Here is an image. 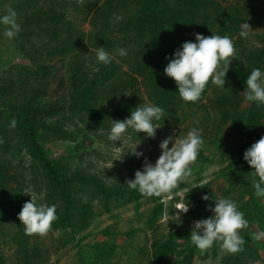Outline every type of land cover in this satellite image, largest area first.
<instances>
[{
  "label": "rangeland",
  "instance_id": "374dc122",
  "mask_svg": "<svg viewBox=\"0 0 264 264\" xmlns=\"http://www.w3.org/2000/svg\"><path fill=\"white\" fill-rule=\"evenodd\" d=\"M215 1L222 10L220 30L233 38L236 49L230 67L249 62L247 54L264 48V0ZM147 2L0 0V15L8 8L14 9L22 28L11 41L0 37V110L21 109L33 114L37 112L34 109L44 111L36 119L37 123L44 121L39 127L40 141L49 150V157L58 161L63 175L79 171L95 175L109 186L126 184L144 162V157H135L128 148H134L139 140L137 150L154 163L160 154L158 145L167 136L183 135L192 127H199L203 129L204 138L197 160L189 165L191 176L171 193L161 195L164 209L154 224L149 222L154 207L151 197L143 196L138 202L122 198L106 202L94 179L88 182L75 179L73 195L91 206L93 212L89 225L72 230L52 224L46 235H28L19 219L5 216L3 212L0 264H82L83 259L90 261L96 257L98 247L110 251L100 264H187L186 252L182 249L191 242L194 221L212 215L206 205H214V200H202L204 194L233 199L248 220V226L240 233L244 241L245 235L250 240L244 250L235 254L225 252L218 243L205 252L196 248L193 264H221L230 257L238 258L236 264H264V238L259 241L252 238L253 233L264 230V216L255 205L259 202L264 210V198L251 193V186L258 178L247 162L240 160L243 157L238 153L240 145L247 140L236 134L231 118L223 119L227 106L220 104L217 98L228 92L227 89L222 90L209 81L198 101L185 102L179 97L175 81L164 74V79L156 84L162 89L169 88L173 96L169 108L164 110V118L154 122L161 126L155 138H145L143 132L136 135L128 129L122 142L107 139L112 120L130 116V105H140L145 100L156 103L152 95L155 86L151 85L148 73L153 68L151 58L141 52L150 38L149 32L143 34L144 27L138 23ZM161 2L164 9L181 6L178 0ZM113 13L122 14L123 20L112 23ZM172 20L169 19V25ZM243 21L251 27L247 38L239 36ZM218 28L216 25L215 29ZM181 44L175 43L166 56L170 57ZM100 46L115 57L107 66L96 61V49ZM118 47L126 49L128 55L118 56L115 51ZM165 61L169 62L166 58ZM74 72L79 73L80 78L95 82L87 102L75 92ZM239 96L242 99L239 110L246 112L251 103L245 101L242 92ZM76 98L78 103H83L82 107L74 105ZM51 108L59 112L47 113ZM255 110L260 112V118L251 136H262L264 105ZM229 111L233 112L231 108ZM13 118L16 119L3 115L0 119V138L3 139L0 144L3 187L0 210L8 209L4 196L13 197L18 193L25 202L32 196L39 198L38 203L56 204L59 209L62 203L47 187L48 180L34 157L27 133L18 123L14 128L8 126ZM186 200L191 206L187 213L180 215L179 222L172 216L177 212L172 207ZM168 237H174L181 245L174 252L156 258L155 243L164 242Z\"/></svg>",
  "mask_w": 264,
  "mask_h": 264
},
{
  "label": "clouds",
  "instance_id": "9594fccd",
  "mask_svg": "<svg viewBox=\"0 0 264 264\" xmlns=\"http://www.w3.org/2000/svg\"><path fill=\"white\" fill-rule=\"evenodd\" d=\"M122 20V14L113 13L112 23ZM0 27L3 29L0 31V37L11 41L18 36L22 28L14 9L8 8L4 14L0 15ZM250 30L251 27L247 21H243L239 36L247 38ZM115 51L120 57L128 55L127 50L121 47ZM95 55L96 61L105 66L115 59L104 46L98 47ZM233 57H236V49L232 37L218 34L206 37L196 33L194 41L183 42L170 57L166 56L169 62L163 71L167 77L175 81L177 92L182 100L196 102L201 98L209 81L217 87L226 89L227 73ZM244 84L245 101L255 103L257 106L264 105V70L259 67L252 68ZM162 118H164V109L153 101L145 100L132 110L127 118L111 119L112 125L107 139L113 143L122 142V137L128 129H132L136 135L143 132L145 138H155L156 130L161 126L154 122ZM16 124L17 121L13 118L8 126L14 128ZM202 133V128L192 127L186 134L167 136L158 145L160 154L154 163L144 156L142 151L137 150L140 140L134 148L128 147L135 157H144V162L142 167L135 171L134 178L126 181L127 186L144 197H159L162 194L171 193L191 176L192 169L189 165L197 160L204 145ZM2 143L3 139L0 138V144ZM243 160L253 169L251 171L253 175L258 178L252 185L254 194L258 198H264V135L244 151ZM37 199L39 198L31 196V199L23 204L18 213V219L24 226L25 234L43 236L49 232L53 222L58 218L57 205L38 203ZM201 199L214 200V205L211 203L206 205V210L212 215L194 221L190 232L191 243L201 252L210 249L214 243H218L220 248L229 254L239 252L245 244L240 230L248 226V220L239 210L237 203L230 197H210L208 194L202 195ZM190 206L187 200L177 203L172 207L177 210L172 216L177 217L180 222V215L187 213ZM252 238L261 240L264 238V230L253 233Z\"/></svg>",
  "mask_w": 264,
  "mask_h": 264
},
{
  "label": "trees",
  "instance_id": "16d2710c",
  "mask_svg": "<svg viewBox=\"0 0 264 264\" xmlns=\"http://www.w3.org/2000/svg\"><path fill=\"white\" fill-rule=\"evenodd\" d=\"M148 1L144 6V13L139 18V24L144 27L142 33L149 32L147 42L144 44L141 52L147 54L151 58L152 69L149 73L151 85L155 86L154 100L164 110H167L170 102V97L173 96L169 88H159L158 82L164 79V68L167 65L165 58L170 53L172 46L175 43H183L185 41H194L195 34L201 33L204 36H210L212 34L224 35V31L220 30L223 26V18L221 17L222 10L220 4L215 0H178L181 6L177 9H164L161 7V0H145ZM169 19H173L169 25ZM137 22V20H136ZM167 24L169 26H167ZM156 25V26H152ZM218 25V29L215 26ZM156 37V38H152ZM249 56V62L244 64H237L230 67L227 73V82L225 88L227 89L224 94H220L217 101L220 104L226 105L227 108H231L233 112L229 111V108L224 109L223 119L231 118L233 125L235 124L236 134L245 137L246 143L240 145L241 149L238 153L242 156L244 151L255 141H257L261 135H252L251 132L256 130V125L260 118V112L258 113L257 105L251 103L249 109L246 112H240L239 108L242 103V99L239 93H243L245 90L244 81L254 67L264 69V48L263 50H253ZM246 65V66H245ZM74 89L78 92L80 98H85L84 101H89L94 88V81H89L86 78H80V74L74 72ZM157 83V84H156ZM233 83L234 85H228ZM222 89V88H221ZM80 90V91H79ZM223 90V89H222ZM244 94V93H243ZM79 99H74V105H83ZM87 108H90L87 104ZM138 105H130V109L134 110ZM120 111V109L117 108ZM36 113L22 112L21 109H15V111L0 110V119L3 115L6 117L15 116L16 121L24 132L28 135V141L34 157L42 166L43 176L47 178V187L58 196L62 206L57 211V219L53 222L55 226L70 227L73 229H84L89 225V216L93 214L91 206L81 203L72 192V185L75 179H79L82 182L90 179H94L95 184L98 186L100 192L104 193L105 201L108 202L111 199L119 200L127 199L138 202L143 197L138 191L130 189L127 184H114L109 186L104 181H101L95 175H89L75 172L70 176H65L60 172L58 161H54L49 157V150L45 144L40 141L39 127L43 125V122L37 123L38 115L43 114V110L39 111L34 109ZM16 112V113H15ZM47 113L59 112L57 109H47ZM33 114V115H32ZM264 115V113H261ZM37 119V120H36ZM60 129V128H59ZM57 128V130H59ZM245 130H248L246 132ZM256 136V137H255ZM247 138V139H246ZM242 140V139H241ZM243 157L240 159L242 160ZM2 182L0 181V197H2ZM251 193L254 194L255 190L251 186ZM60 196V197H59ZM4 200L8 205V209L0 210V219L4 217L2 213L10 216H14L18 219V212L21 209L20 205L25 201L21 194H15L13 197H5ZM154 202L152 214L149 218L150 224H154L157 217L163 213L164 204L161 201V196L151 197ZM258 213L264 216V210L260 206L259 202L255 203ZM8 217V216H7ZM188 221V218L185 219ZM174 237H168L164 242L157 241L155 243L154 256L160 258L174 252L181 243L175 241ZM250 240L248 235H245V244L242 249L247 245ZM215 244V243H214ZM195 246L190 242L186 247L182 249L186 252L185 261L187 264H193L195 258ZM109 250L98 247L97 255L94 259L86 261L83 258L82 264H100L101 260L105 259V256L109 254ZM238 258H225L221 264H236Z\"/></svg>",
  "mask_w": 264,
  "mask_h": 264
}]
</instances>
